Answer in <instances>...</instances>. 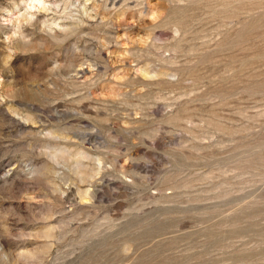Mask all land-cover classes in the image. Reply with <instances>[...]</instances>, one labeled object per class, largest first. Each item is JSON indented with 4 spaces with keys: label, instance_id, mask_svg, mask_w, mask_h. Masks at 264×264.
<instances>
[{
    "label": "rangeland",
    "instance_id": "374dc122",
    "mask_svg": "<svg viewBox=\"0 0 264 264\" xmlns=\"http://www.w3.org/2000/svg\"><path fill=\"white\" fill-rule=\"evenodd\" d=\"M24 1L0 264H264V0H44L16 28Z\"/></svg>",
    "mask_w": 264,
    "mask_h": 264
},
{
    "label": "bare ground",
    "instance_id": "6f19581e",
    "mask_svg": "<svg viewBox=\"0 0 264 264\" xmlns=\"http://www.w3.org/2000/svg\"><path fill=\"white\" fill-rule=\"evenodd\" d=\"M43 2H44V0H26V1H24V3H23L24 6H23V11L22 12H19V9H18V11H17L18 13H17L16 17H12V14L9 15V20L12 21V25H14V27L18 28L20 23H21V21H23V22L24 21L25 22L28 21L29 17L32 15L30 10H32L33 8L34 9L43 8ZM53 154L55 155V153H53ZM76 154H77L76 159H78L77 157L82 156L78 152H76L74 155H76ZM76 159H74L75 160L74 163H76L75 168H74L75 169L74 172L76 173V175L79 178V180H85L86 173H85V171H80V169H78L77 165H79V163H78L79 161L76 160Z\"/></svg>",
    "mask_w": 264,
    "mask_h": 264
}]
</instances>
